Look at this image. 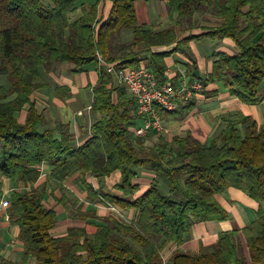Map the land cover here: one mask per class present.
<instances>
[{
  "label": "trees",
  "instance_id": "trees-1",
  "mask_svg": "<svg viewBox=\"0 0 264 264\" xmlns=\"http://www.w3.org/2000/svg\"><path fill=\"white\" fill-rule=\"evenodd\" d=\"M111 1V12L102 21L98 18L101 0L89 4L84 0H0V77L7 79L0 84V170L26 188L12 193L8 207L20 227L22 264L30 258L37 264H264L262 208L241 230L245 245L239 231L233 230L198 254L177 250L168 262L162 256L169 242L181 244L187 239L193 223L229 218L216 194L234 187L264 202V125L252 116L238 112L226 118L219 136L206 144L188 135L174 136L170 142L160 137L145 151L139 148L143 139L130 131L139 117L134 98L123 85L108 87L111 78L102 70L91 105V112L100 117L91 126V137L75 145L69 131L59 138L54 128L40 131L45 117L31 97L42 76L58 61L73 64L72 72L78 73L97 61V52L117 67H140L147 55L148 68L164 82L167 56L194 39L230 38L237 53L220 52L211 73L201 81L204 85L230 81L232 94L257 104L264 83V0H168L170 19L174 21L176 15V24H193L198 13L220 19L203 33L181 40L175 25L157 31L154 24H140L137 0ZM78 11L80 15L73 18ZM124 29L132 32L133 41H121L114 49L112 41ZM173 44L172 50L152 51L155 46ZM24 109L26 118L20 121L18 113ZM157 109L161 115L182 117L192 111L193 103L176 111ZM44 162L52 166L49 180L59 183L76 171H91L102 178L118 169L122 175L116 189L125 196L136 189V169L147 166L165 177L169 191L154 182L128 201L89 185L90 200L135 209L136 218L127 222L106 217L91 236L78 226L54 236L51 231L58 214L45 204L46 185L33 187L41 175L37 166ZM88 215L99 219L95 212L83 218ZM160 239L164 240L158 245Z\"/></svg>",
  "mask_w": 264,
  "mask_h": 264
},
{
  "label": "crops",
  "instance_id": "crops-1",
  "mask_svg": "<svg viewBox=\"0 0 264 264\" xmlns=\"http://www.w3.org/2000/svg\"><path fill=\"white\" fill-rule=\"evenodd\" d=\"M94 1L96 0H84L86 4ZM112 4L111 0H101L98 14L100 20L107 19ZM135 4L140 24H154L157 31L175 25L179 40L190 35H199L205 31L206 27L214 26L216 22L220 21L219 18L210 13H198L194 16L193 24L187 21L180 25L179 23L176 24V15L174 21L170 19L168 0H137ZM78 15H80V11L73 13L72 17L76 18ZM175 46L176 44L155 46L152 51H169ZM237 51L235 42L230 38L194 39L167 56L165 62L167 71H171V76L176 80V83L183 77V72H185L188 80H204L211 73L213 63L219 59L220 52L235 54ZM146 57L147 55L142 61V65L145 66L149 61ZM60 65L61 67H59ZM72 68L73 64L71 63H54L42 76L39 87L31 97L36 103L37 110L43 113L45 117L44 123L39 128L40 131L48 127L54 128L55 136L58 138L62 136L64 131H69L72 134L73 144L82 145L91 137V126L100 117L99 114L91 112V105L93 87L99 81L100 72L103 69L97 61L87 65L83 71L78 73L72 72ZM177 76H179L178 79ZM109 77L111 81L108 83V87L119 86L113 76L109 75ZM229 83L230 81L203 84L202 90L196 93L191 101L193 103L192 111L182 117L171 116L168 113L160 114L164 127L163 131L152 130L146 136L138 137L143 139V144L139 145V148L148 151L159 141L160 137L170 142L174 136L187 135L203 144L209 143L219 136L225 125V119L238 112L252 116L260 126H263L264 83L259 90L261 101L257 104L246 103L237 95L232 94ZM126 91L128 96L133 98L127 87ZM26 112L27 110L24 109L18 113L20 121L25 120ZM141 124L142 118H135L134 125L130 127L134 137L136 136L134 128ZM37 168L41 171V175L33 187L46 185L45 204L48 208H53L58 214V221L51 231L54 236L65 234L73 226L84 227L91 236L96 231L97 224L104 222L106 217L114 216L127 222L136 218L137 211L135 209L118 207L123 214L120 218L108 205L90 200L87 189L89 185L96 191L128 201H133L141 196L154 182H157L165 192L169 191L165 177L157 175L147 166L136 169L138 174L133 179L136 189L129 196H125L116 189V184L120 182L122 175L118 169L102 178L97 177L91 171L86 173L76 171L59 183L55 180H49L52 169L50 163L44 162ZM0 182L2 183L0 191V261L1 264H22L24 247L20 239V227L10 217L8 208L2 207L1 201L5 197L11 199L14 191H23L26 188L20 182L7 178L1 170ZM174 197L179 198V195L174 194ZM215 197L228 211L229 218L193 223L188 237L183 243L177 244L171 241L163 249L162 256L166 262L177 250L198 254L202 248L216 243L222 234L229 231H239V237L244 239L241 230L256 218L260 208L264 211V202H257L246 192L234 187L216 194ZM87 212H95L99 219L90 215H88V219H84L83 217ZM128 240L134 243L132 239L128 238ZM163 240L160 239L158 245H161ZM28 264H37V262L30 258Z\"/></svg>",
  "mask_w": 264,
  "mask_h": 264
},
{
  "label": "built area",
  "instance_id": "built-area-1",
  "mask_svg": "<svg viewBox=\"0 0 264 264\" xmlns=\"http://www.w3.org/2000/svg\"><path fill=\"white\" fill-rule=\"evenodd\" d=\"M96 56L99 66L114 77L116 84L125 85L134 98L135 112L142 118V124L134 128L138 137H144L152 130L163 131V122L157 106L167 111L180 110L187 106L203 88L201 80H188L185 72L183 77L174 83L169 70L166 72L167 80L160 82L152 69L145 65L117 67L114 63L106 61L100 52H97ZM10 204L8 197L1 201L4 208H8ZM108 206L121 217L123 216L117 206Z\"/></svg>",
  "mask_w": 264,
  "mask_h": 264
},
{
  "label": "rangeland",
  "instance_id": "rangeland-1",
  "mask_svg": "<svg viewBox=\"0 0 264 264\" xmlns=\"http://www.w3.org/2000/svg\"><path fill=\"white\" fill-rule=\"evenodd\" d=\"M140 7H141V5H140ZM192 23H194V22H192ZM121 32L122 33L120 34V36L115 37L114 40L112 41L114 49H117V47H119V44L121 41H126V42L132 41V37H133L132 32H129L127 29H124ZM55 63L66 64L65 62H60V61L55 62ZM59 67H61V65ZM6 81H7V79L5 76L0 77V84L6 83ZM117 215H118V217L122 218L118 213H117ZM240 241L242 242L243 245H245V240L243 239V237H240Z\"/></svg>",
  "mask_w": 264,
  "mask_h": 264
}]
</instances>
